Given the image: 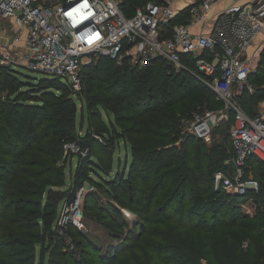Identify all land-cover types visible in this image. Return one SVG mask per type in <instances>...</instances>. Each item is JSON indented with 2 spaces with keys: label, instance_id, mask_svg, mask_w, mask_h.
Listing matches in <instances>:
<instances>
[{
  "label": "trees",
  "instance_id": "trees-1",
  "mask_svg": "<svg viewBox=\"0 0 264 264\" xmlns=\"http://www.w3.org/2000/svg\"><path fill=\"white\" fill-rule=\"evenodd\" d=\"M147 1L123 0L121 9L131 16ZM178 22L176 19L174 24ZM184 62L198 74L191 57H185ZM165 63L168 65L163 67ZM114 65L113 60L98 56L88 66L93 70L94 80L103 82V77L111 79L122 73L123 82L114 81L111 88H119L122 94L133 89L138 103L121 104L114 112L121 131L114 127V135L110 134L106 140L123 139L131 146L132 161L127 176L125 171L107 181L105 190L120 208L134 207V211L130 210L147 215L141 217V232L127 234L131 244L118 252L108 251L104 257L98 256V264H200L205 252H208L205 258L211 256L215 264H264V161L252 157L246 168L247 176L248 169L253 167L254 177L260 183L259 192L250 191L245 196L229 194L223 188H215V174L233 170L227 164L233 156L230 133L228 141L227 137L221 141L223 146L218 143L213 149L193 136L182 140L184 119L208 107H221L219 101L213 103L204 95L214 96L213 92L189 71L179 72L162 58L150 61L143 68L125 63L115 69ZM0 73V264H36L37 247L46 238L41 226L46 225L52 232L58 205L68 193L57 199L54 206L50 197L55 192L49 191L44 214L43 196L48 186L62 184L64 171L60 163L65 159V145L78 139L77 100L81 101V112L87 102L82 93H74L59 79H36L12 67H3ZM88 74L83 73V80ZM263 78L262 59L257 74L250 78L254 92L237 95L251 117L259 113L257 107L264 102ZM149 85H157L159 95L151 94ZM103 88L102 84L99 90ZM103 103L89 102L88 106H95L97 114L102 115L98 107ZM233 121L231 117L225 124ZM177 142L180 145L176 146ZM112 167V160L90 151L78 165L68 201L75 197L82 181L89 179L90 172L110 174ZM132 178H139L141 183L129 185L123 191L130 202L127 204L113 190L116 192L117 186L129 183ZM86 199L113 222H119L117 216L121 215L118 228L123 231L128 228L114 202L103 205L95 193ZM250 200L260 212L254 218L241 209ZM53 206L55 211L50 212ZM78 233L99 252L85 235ZM244 240L250 242L247 251L242 249ZM64 241V237L55 238L45 248V255L49 252V264H90L63 250Z\"/></svg>",
  "mask_w": 264,
  "mask_h": 264
},
{
  "label": "built area",
  "instance_id": "built-area-1",
  "mask_svg": "<svg viewBox=\"0 0 264 264\" xmlns=\"http://www.w3.org/2000/svg\"><path fill=\"white\" fill-rule=\"evenodd\" d=\"M176 1L148 0L128 16L121 9L123 0H0V18L12 20L21 33L9 47L0 40V71L25 66L59 79L80 94L82 70L91 63L89 58L102 56L138 67L162 58L179 72H191L184 62L191 57L198 78L226 107L196 113L189 122V136L208 142L218 126L231 117L234 120L230 130L233 156L227 160L233 170L218 171L215 188L240 196L259 192V181L247 178L246 168L252 157L264 161V109L251 117L234 101L237 95L255 89L250 82L254 62L248 51L264 28V0L226 7L215 17L213 29L203 35L193 34L192 28L212 19L213 7L223 0H190L183 8L187 21L174 24L181 12L174 7ZM77 143L66 144L65 150L81 152ZM80 213L79 203L71 204L59 221L77 226Z\"/></svg>",
  "mask_w": 264,
  "mask_h": 264
},
{
  "label": "rangeland",
  "instance_id": "rangeland-1",
  "mask_svg": "<svg viewBox=\"0 0 264 264\" xmlns=\"http://www.w3.org/2000/svg\"><path fill=\"white\" fill-rule=\"evenodd\" d=\"M18 27L15 25V23L12 20L0 18V40H2L7 47L11 46L13 37H15L19 33ZM88 57H90L88 55ZM88 57H84V59H87ZM95 57L89 58L91 59V63L86 64L84 69L82 70L83 73H89L88 77H85V82L83 84V88L81 93L83 94L87 104L84 103L83 110L81 112V101L79 99L78 102V139L74 142H68L66 144H73L76 142H79L77 144L81 145L82 151L79 153H74L71 151L65 150V159L63 163H60V167L63 169V178L61 180V185L59 186H48L45 190L44 196H43V214L46 212L44 210L45 204L49 201L48 193L49 191H54L55 194L50 197V200L52 201L53 205L55 206L56 200L63 197L65 194L68 193V196L65 197L62 202L59 203L57 208V216L56 220L52 227L53 235L51 234L50 228H48L46 225L42 224L41 226V233L43 234L45 240L37 247L36 251V264H49V252L45 253L47 249H45L47 246L52 245V241L56 238H63L65 235L67 238L65 243V247L63 250H68V252L71 253L72 256H75V259L80 260V262L88 261L90 264H98V256L104 257L105 253L108 251H114L117 252L120 251V249H123L130 245V241H128L127 234L132 231V233H137V230L141 232V227L143 224H141V217L143 215L147 214H137L133 212L136 208H130L134 209L133 211L127 208H120L118 203L114 201L112 196L107 193V181H111L115 179L116 176H118L120 173L122 174L125 172V176H127V172L129 169V166L132 161L131 156V146L124 143L123 139H115L114 142L106 140V137H110V134L114 135V127L115 129L120 132V126L116 123V119L114 117V112L121 104H128L136 106L138 103V100L135 99V94L133 93V89L127 93H120L119 88L114 89L111 88L114 81H120L123 82L122 73L115 74L111 79L108 77H103L104 82L93 78V70L90 68L93 60ZM264 60V49L262 51V55L259 59L256 60V63L254 65L253 73L252 75H256L258 71V66L260 64L261 60ZM115 62V61H114ZM131 65V64H130ZM168 64L165 63L163 67H166ZM119 65L115 62V69H117ZM132 66V65H131ZM130 67V66H129ZM132 67H138V66H132ZM145 67V66H143ZM142 66H139V68H143ZM14 69L18 70L20 73H23L26 76H30L36 79H42V78H51L47 76L46 74L35 72L30 70L29 68L25 66H16ZM119 71H121L119 69ZM193 77L198 79L207 89H210L214 96L210 94L205 97H210L211 101L214 103V101H219L221 103V107L214 108L208 107V110L212 111H219L223 110L226 107V103L224 100H221L219 96L206 84V82L200 78H198L197 74L194 73L192 70L190 72ZM196 74V76H195ZM17 76L20 77V79H23V76L17 73ZM1 77V73H0ZM177 80V79H176ZM172 81H175V79H172ZM104 85V90L100 91L99 88ZM262 83H264V78L262 80ZM158 85V84H157ZM157 85H149L148 90L151 91V94L153 95H159V88L156 87ZM121 86V84H120ZM159 89V90H158ZM250 93V92H249ZM201 95V94H199ZM155 97V96H154ZM158 97V96H157ZM153 97L149 98L152 99ZM246 99V98H245ZM97 101H104L102 105H100L98 108L101 110L102 115L97 114L98 109H96L95 106H88L89 102H92L95 104ZM149 101V100H147ZM235 104L239 105L242 110L244 108L241 105V101L236 97V100L234 101ZM141 104H145V101ZM264 104V102L262 103ZM260 112V105L257 107ZM91 109V110H90ZM257 109V111H258ZM92 111V112H91ZM245 111V110H244ZM246 112V111H245ZM92 113V114H91ZM92 115V122L90 123V116ZM195 115V114H194ZM193 115V117H194ZM193 117H190L188 119L183 120V129H182V140L186 139L189 136V133L187 132L189 128V122L193 119ZM231 120V119H230ZM229 120V121H230ZM112 122L116 123L115 125L112 124ZM233 124H221V126H218L210 141L205 142L208 149H213L215 145H219L224 137H227L228 141V135L230 133L231 127ZM190 137V136H189ZM101 138V140H100ZM88 142V146H85L84 143ZM219 143V144H218ZM176 146L180 145V142H177L175 144ZM222 145V144H220ZM224 145H228L225 144ZM223 146V145H222ZM228 149V148H227ZM96 151L99 156H102L106 159H110L113 162L112 171L110 174H104L103 172H100L99 174L90 172L89 179H85L82 181V185L79 187L77 194H75V197L72 199L71 202L68 201L70 198L71 193H73V190L70 191V188L73 185V182L75 180L76 171L78 168V165L81 161V159H85L90 155V151ZM80 157H82L80 159ZM254 177L253 173V167L251 169H248L247 171V178ZM141 183V180L139 178H132L130 179L129 183L123 184V186L118 188V192L115 190L113 194L116 196H120L124 203L130 204L129 200L127 199V196L123 191H126L129 188V185H136ZM102 185V186H101ZM106 189V190H105ZM82 191V194L80 196V192ZM90 193H95V196L103 203V205H107L108 202H114L115 206L120 209V212L123 214V217L126 219L127 223L129 224L128 228H125V230H121L119 227V224L122 223V216H117L119 222H113V219H111L108 216H105L103 212H101L100 209L96 208L93 204V202H87L86 197ZM110 198V199H109ZM79 203V209H80V220L81 222L75 226L68 224L67 226L65 224L60 223L61 215L62 213L66 212L68 207L71 204H77ZM52 207L49 211L54 212L55 207ZM242 211L245 214L250 215V218H254L256 215H258L260 212L257 209L258 206H254L252 202L249 203H243L242 205ZM119 223V224H118ZM78 231H80L83 235H85L88 240L93 243L95 246H97L96 249L99 250V252L96 250L94 251L93 248H91L88 245V242L83 239L81 235H79ZM77 241L81 242L79 244ZM250 246L249 240H244L242 242V249L248 250ZM119 248V250L117 249ZM50 249V248H49ZM62 250V251H63ZM69 253V254H70ZM208 252H205V255H207ZM205 255L200 260V264H215L214 258L211 256L207 260L205 258ZM3 260V259H2ZM1 260V261H2ZM71 260V259H70Z\"/></svg>",
  "mask_w": 264,
  "mask_h": 264
},
{
  "label": "crops",
  "instance_id": "crops-1",
  "mask_svg": "<svg viewBox=\"0 0 264 264\" xmlns=\"http://www.w3.org/2000/svg\"><path fill=\"white\" fill-rule=\"evenodd\" d=\"M190 3V0H178L176 1V3L174 4V7L176 9L181 10V12L179 13L177 20H179L178 23H185L187 20L183 19L186 18V13L184 12L183 8L186 7V5H188ZM245 0H223L219 3H217L213 9H212V19H210L208 22H206L204 25L202 26H196L194 28H192V33L195 35H203V34H208L214 27L215 25V17L218 16V13L225 9L226 7L232 5V4H244ZM264 49V28L261 32V34L258 36V38L256 39V41H254V43L251 45V47L249 48L248 51V55L252 58L253 60V67L256 63V60L260 58V56L262 55V51ZM208 59H211L210 56H208L207 54L204 56ZM264 109V104H260V112ZM259 112V113H260Z\"/></svg>",
  "mask_w": 264,
  "mask_h": 264
},
{
  "label": "water",
  "instance_id": "water-1",
  "mask_svg": "<svg viewBox=\"0 0 264 264\" xmlns=\"http://www.w3.org/2000/svg\"><path fill=\"white\" fill-rule=\"evenodd\" d=\"M85 146H88V142L84 143Z\"/></svg>",
  "mask_w": 264,
  "mask_h": 264
}]
</instances>
